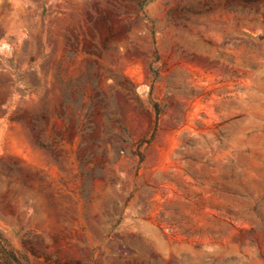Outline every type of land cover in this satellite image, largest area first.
I'll return each instance as SVG.
<instances>
[{
    "label": "rangeland",
    "instance_id": "1",
    "mask_svg": "<svg viewBox=\"0 0 264 264\" xmlns=\"http://www.w3.org/2000/svg\"><path fill=\"white\" fill-rule=\"evenodd\" d=\"M0 234L22 264H264V0H0Z\"/></svg>",
    "mask_w": 264,
    "mask_h": 264
},
{
    "label": "trees",
    "instance_id": "2",
    "mask_svg": "<svg viewBox=\"0 0 264 264\" xmlns=\"http://www.w3.org/2000/svg\"><path fill=\"white\" fill-rule=\"evenodd\" d=\"M0 240L2 242L1 256H0L1 264H22L19 261V258L16 256L15 252L9 248L6 240L3 238L1 234H0Z\"/></svg>",
    "mask_w": 264,
    "mask_h": 264
}]
</instances>
